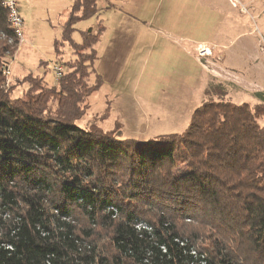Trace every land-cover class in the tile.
<instances>
[{
	"label": "trees",
	"instance_id": "obj_1",
	"mask_svg": "<svg viewBox=\"0 0 264 264\" xmlns=\"http://www.w3.org/2000/svg\"><path fill=\"white\" fill-rule=\"evenodd\" d=\"M99 11L72 1L53 42L63 74L27 73L25 99L3 89L17 42L0 41V264H264V105L209 100L182 133L141 141L78 127L104 28L77 42L74 26Z\"/></svg>",
	"mask_w": 264,
	"mask_h": 264
},
{
	"label": "rangeland",
	"instance_id": "obj_2",
	"mask_svg": "<svg viewBox=\"0 0 264 264\" xmlns=\"http://www.w3.org/2000/svg\"><path fill=\"white\" fill-rule=\"evenodd\" d=\"M113 1L98 0L100 11ZM65 4V0H20L26 42L14 59V71L10 67V75L2 76L3 89L11 99H25L29 86L23 77L29 72L42 77L46 69L40 62L57 61L53 42L66 19ZM216 5L222 11L214 14ZM76 27L93 33L97 29L95 18ZM187 35L177 42L184 53L171 47L162 56L177 75L166 71L162 79L144 77L156 61V47L146 49L131 65L134 80L127 92L120 94V88L111 91L107 87L94 91L75 124L85 129L93 125L105 132L117 127L122 138L141 141L182 133L193 112L209 100L247 104L251 109L264 105V0H212L200 14L193 15ZM4 40L1 36L0 41ZM200 48L209 55H198ZM84 54L87 57L90 51ZM12 57L5 53L3 64H10ZM46 71L48 78L43 77V83L56 85L51 71ZM147 82L149 87L144 88ZM257 121L264 128V115Z\"/></svg>",
	"mask_w": 264,
	"mask_h": 264
},
{
	"label": "crops",
	"instance_id": "obj_3",
	"mask_svg": "<svg viewBox=\"0 0 264 264\" xmlns=\"http://www.w3.org/2000/svg\"><path fill=\"white\" fill-rule=\"evenodd\" d=\"M72 1L65 0L66 18ZM19 2L20 0H18V6ZM211 2L212 0H114L109 7L104 8L103 13L99 11L94 17L95 27L102 24L104 31L94 47L95 60L92 67L95 74L102 80L100 88L107 87L111 91V88H120L122 91L120 94H125L134 80L132 79L134 67L131 65L135 57L141 59L142 52L146 49L151 51L155 47L156 61L144 77L148 80L162 79L165 77L164 74H167L166 71L177 75L172 66L162 60V56L165 50L171 47H177L184 53L185 50L177 42L188 36V31L192 27L193 15L200 14L201 9L204 6L207 8ZM221 11L218 10L217 5L214 6V14ZM76 25L73 38L79 42V32L85 30L77 29ZM23 44L19 46L16 56ZM14 61L11 64L12 72ZM161 62H165L166 65L164 66ZM40 65L46 70L49 69L48 64L45 65L44 62H40ZM46 70L42 78L46 76L47 79ZM139 78L141 79V73H139ZM148 87L149 82L144 88Z\"/></svg>",
	"mask_w": 264,
	"mask_h": 264
},
{
	"label": "built area",
	"instance_id": "obj_4",
	"mask_svg": "<svg viewBox=\"0 0 264 264\" xmlns=\"http://www.w3.org/2000/svg\"><path fill=\"white\" fill-rule=\"evenodd\" d=\"M0 5L2 8L6 11V21L8 28L11 31L10 36H5L2 33H0V37L2 36L6 41V44H11L12 46L13 42H17L16 50L13 53V57L9 61L10 64L7 62L4 64L2 68V76L6 78L10 75V67L12 64V61L15 59L16 54L19 50V46L23 43H25V37L22 30L23 25V19L21 18L20 12H19V6H18V0H0ZM207 52V49L200 48L198 50V55L201 57H204L205 53ZM8 56H11L12 54L6 53ZM209 55V54H208ZM206 55V56H208ZM49 70L51 71V74L53 75V78L55 82H58L63 74V65L58 61H50L48 62ZM116 210H114V213Z\"/></svg>",
	"mask_w": 264,
	"mask_h": 264
},
{
	"label": "bare ground",
	"instance_id": "obj_5",
	"mask_svg": "<svg viewBox=\"0 0 264 264\" xmlns=\"http://www.w3.org/2000/svg\"><path fill=\"white\" fill-rule=\"evenodd\" d=\"M209 53H208V51L205 53V55L204 56H206V55H208Z\"/></svg>",
	"mask_w": 264,
	"mask_h": 264
}]
</instances>
